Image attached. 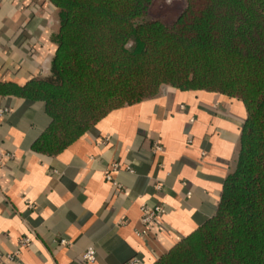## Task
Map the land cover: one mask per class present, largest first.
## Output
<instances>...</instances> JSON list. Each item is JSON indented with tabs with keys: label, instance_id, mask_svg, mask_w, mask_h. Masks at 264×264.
I'll return each mask as SVG.
<instances>
[{
	"label": "crops",
	"instance_id": "0c3cea01",
	"mask_svg": "<svg viewBox=\"0 0 264 264\" xmlns=\"http://www.w3.org/2000/svg\"><path fill=\"white\" fill-rule=\"evenodd\" d=\"M58 26L46 0H0V83L47 77ZM0 108V256L31 239L16 264H153L215 215L246 119L235 99L166 88L44 157L32 150L50 122L43 104L0 96ZM114 162L119 187L105 176ZM158 205L165 214L146 229L142 209Z\"/></svg>",
	"mask_w": 264,
	"mask_h": 264
},
{
	"label": "trees",
	"instance_id": "16d2710c",
	"mask_svg": "<svg viewBox=\"0 0 264 264\" xmlns=\"http://www.w3.org/2000/svg\"><path fill=\"white\" fill-rule=\"evenodd\" d=\"M59 26L47 77L0 83V96L42 103L32 150L63 153L112 112L166 88L241 102L246 119L215 215L153 264H264V0H185L149 20L154 0H46Z\"/></svg>",
	"mask_w": 264,
	"mask_h": 264
},
{
	"label": "built area",
	"instance_id": "2783aa9c",
	"mask_svg": "<svg viewBox=\"0 0 264 264\" xmlns=\"http://www.w3.org/2000/svg\"><path fill=\"white\" fill-rule=\"evenodd\" d=\"M9 112L8 108H4L1 109L0 108V115H4L6 113ZM161 151V147L158 146V144H155L154 146V153L160 152ZM8 157V155H5L4 153H2L0 151V166L3 164L4 159ZM122 169L121 164H119L118 162H114L110 165L109 169L106 171V179L109 182H112L116 187H119V185L117 183L114 182L113 179V174L119 172ZM127 171H132L130 168H126ZM156 190L158 192H161L162 190V186H157ZM30 209H33L32 205H29ZM165 214V210L162 206L158 205L152 209L148 208V207H143L142 209V223L144 225V227L146 229H149L152 225H154L159 218H161L163 215ZM147 230L143 231L142 234H146ZM31 244V239L29 238H23L20 240L19 242V246L18 248L11 254L6 255L4 257L0 256V264H2L3 259H7L11 264H16L19 262L20 260V256L22 253V250L27 248L29 245ZM95 257H96V251L93 248L88 249L84 255H83V259L87 262H93L95 261ZM139 260L138 259H134L131 262L127 263V264H139Z\"/></svg>",
	"mask_w": 264,
	"mask_h": 264
},
{
	"label": "rangeland",
	"instance_id": "374dc122",
	"mask_svg": "<svg viewBox=\"0 0 264 264\" xmlns=\"http://www.w3.org/2000/svg\"><path fill=\"white\" fill-rule=\"evenodd\" d=\"M185 0H154L147 18L159 19L167 23L175 21L185 10Z\"/></svg>",
	"mask_w": 264,
	"mask_h": 264
}]
</instances>
